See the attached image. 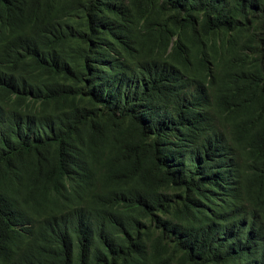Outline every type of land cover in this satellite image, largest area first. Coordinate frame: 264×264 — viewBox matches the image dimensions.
Masks as SVG:
<instances>
[{"label":"trees","instance_id":"16d2710c","mask_svg":"<svg viewBox=\"0 0 264 264\" xmlns=\"http://www.w3.org/2000/svg\"><path fill=\"white\" fill-rule=\"evenodd\" d=\"M0 264H264V0H0Z\"/></svg>","mask_w":264,"mask_h":264}]
</instances>
